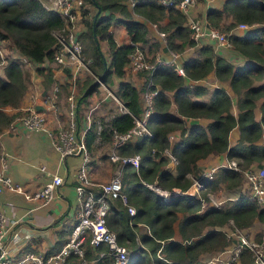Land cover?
Returning a JSON list of instances; mask_svg holds the SVG:
<instances>
[{
  "label": "trees",
  "instance_id": "16d2710c",
  "mask_svg": "<svg viewBox=\"0 0 264 264\" xmlns=\"http://www.w3.org/2000/svg\"><path fill=\"white\" fill-rule=\"evenodd\" d=\"M205 19L226 33L238 61L216 54L209 43L194 45L186 25L187 16L174 5L137 0L128 7L126 0H82L80 6L77 38L84 58L89 59L88 69L103 84L113 86L114 94L127 110L91 117L83 137L88 153L92 154L100 145L107 148L113 132L129 128L132 115L141 111L142 92L156 89L151 113L145 121L150 135L134 137L117 149L119 155L138 156L136 166L129 163L121 166L120 191L125 201L107 197L104 223L115 232L117 243L127 248L126 264H256L246 247L238 251L236 259L225 263L199 261V257L228 247L231 254L238 241L228 236L223 226L247 229L256 221L264 222V207L240 190L242 170L252 164H264V0H223L220 7H208ZM114 22L123 24L129 43L115 42L109 31ZM145 22L155 24L163 33L162 50L181 53L187 47L194 49L195 56L181 61L183 75L177 74L172 65L161 63L151 70L139 71L142 80L137 85L121 79L123 67L135 47L144 54L160 48L156 41L153 44L148 41ZM238 23L248 27L237 30ZM65 25L61 14L45 8L39 0H0V42L6 41L8 50L5 62L0 63V131L20 112L7 113L4 108L17 107L27 88L28 78L18 56L32 62L34 73L42 76L45 92L54 82L52 70L43 63L51 59L57 48L52 31L62 30ZM101 42L107 57L100 48ZM66 73L69 74L67 70ZM209 73L228 85L234 102L223 86L208 89L197 83ZM83 84L77 86V111L79 103L98 88L92 78ZM260 99L256 117L254 107ZM232 105L235 113L231 111ZM201 118L207 121L201 123L197 120ZM233 127L237 129V140L228 145V133ZM170 133L175 136L172 140L168 139ZM164 149L175 158L173 172L167 169ZM212 152H225L236 169L216 167L211 177L201 179L204 190L199 197L170 194L164 201L145 184L183 191L192 178L200 177L197 160ZM102 156L107 158L105 153ZM220 189L235 193L236 197L204 208L202 199L207 200L206 194ZM128 205L133 207L132 214L127 212ZM261 235L257 233L256 240ZM82 248V256L69 255L67 264H86L90 260L94 264H111L110 256L99 255L106 250L103 243L90 245L86 238Z\"/></svg>",
  "mask_w": 264,
  "mask_h": 264
},
{
  "label": "built area",
  "instance_id": "2783aa9c",
  "mask_svg": "<svg viewBox=\"0 0 264 264\" xmlns=\"http://www.w3.org/2000/svg\"><path fill=\"white\" fill-rule=\"evenodd\" d=\"M39 1L44 2H41L42 6L58 12L66 20L64 29L52 31L57 48L53 51L51 59L49 61L44 60L43 62L52 70L54 82L39 96V102L35 105L40 106V109H36L34 104H29L19 109L18 111L20 112L13 115L4 127L3 132L10 134L20 132L21 130L25 132H42L52 147L56 149L59 156L79 155L80 165L77 169L76 184L74 185L75 193L78 196V206L75 209V219L68 235L59 248L50 253H42L34 249H23V244L20 242L21 233L16 228L23 218L22 214L7 217L0 212V264H67V257L69 255L82 256V244L86 238L90 245H97L99 243L105 245V252L101 251L99 255L107 254L110 256L111 264H126L128 260L127 248L125 245L117 243L115 232L110 230L104 223V216L108 209L107 197H119L122 202L125 201L124 194L120 191L121 166L128 163L136 166L138 156L136 154L119 155L117 149L121 144L130 141L134 137L150 135L145 121L151 113L152 97L156 93V89H148L142 92L141 111L137 115H132V125L124 132H113L111 140L107 144V159L111 163L116 164L112 174L101 183L91 181L87 175L90 155L83 138L85 130L90 125L91 118L89 117V112L91 109L82 117H78L76 110L77 86L83 80L81 74L86 72L89 77H92L97 82L98 88L104 90L103 96L97 102L104 101L107 98V101L111 100L115 103L116 108L114 110L116 112H127V110L117 96L88 69L87 64L89 59L84 58L82 44L77 38V32L80 29L78 16L82 0ZM136 1L126 0V3L128 7H131ZM156 1L163 6L174 5L187 16L186 25L189 29V37L194 41V45L209 43L216 54H223L226 49L231 50V45L225 32L210 25L205 17L191 16L189 12L194 5V0ZM150 24L154 25L156 29L155 24ZM247 27L248 25L245 23H238L235 26L237 30H244ZM156 32L163 42L162 46H164L163 33L157 29ZM127 43H129V40ZM2 51V47H0V63L5 62L4 57L7 53ZM166 53L169 58L164 60L161 57L160 48L150 57L135 47L134 51L129 55L127 64L123 67V76L127 73H135L146 69L151 70L161 63L172 65L173 70L177 74L183 75L181 63L179 65L175 62L179 53L169 49H166ZM11 55L15 56L12 53ZM18 57L24 65L32 69V62L24 56L19 55ZM66 70L69 74L66 73ZM56 71L60 72L61 77L53 75ZM61 82L66 84L67 90L64 95L65 107L63 114L59 113L56 106V96ZM173 137V134H168L169 140H172ZM163 153L168 157L167 165H174L175 158L169 154L168 150L164 149ZM252 165L242 170L244 191L258 205L264 207V167H252ZM224 166L236 169L235 162L232 159L228 160ZM6 169L7 154L2 153L0 155V193L4 190L17 192L24 199L32 202V206L23 212L25 214L33 208L48 204L56 196L58 187L62 182L60 175L51 174L39 188L30 192L24 190L20 183L13 181ZM213 171L214 167L201 171L200 177L192 178L190 185L183 191L175 188L171 190L161 189L153 183L145 184L155 190L161 200L164 201L168 200L170 194H187L199 197L201 190H204L201 179L211 177ZM206 197L207 200L202 199V205L218 206L223 200H214L210 193L206 194ZM126 209L129 214H132L134 211L131 205H128ZM233 229V231H227V235L236 237L238 242L232 248L231 256L225 261H219V263L236 259L238 251L242 247H246L251 252L254 263L264 264V256L262 254L264 240L247 239L239 233L237 228ZM209 261L218 262L216 257L209 259Z\"/></svg>",
  "mask_w": 264,
  "mask_h": 264
},
{
  "label": "crops",
  "instance_id": "0c3cea01",
  "mask_svg": "<svg viewBox=\"0 0 264 264\" xmlns=\"http://www.w3.org/2000/svg\"><path fill=\"white\" fill-rule=\"evenodd\" d=\"M222 1L223 0H200L189 13L194 16L196 15L192 13H196L200 18L205 17L208 7H220ZM145 25L147 28L148 41L150 39L156 41L160 45L161 57L167 60L169 56L166 50H162L161 48L163 42L157 36L154 25L149 22H145ZM109 31L112 33L115 42L127 43L128 36L126 35L123 24L114 22L109 26ZM224 52L223 55L229 60L235 62L239 60L234 57L230 49H226ZM195 55L196 52L193 51L191 47H187L182 51L175 62L180 65L183 58ZM29 74V83L19 105L17 107L6 106L4 108L5 112L14 113L29 104L35 105L39 102V96L44 93L42 76L35 74L33 68L29 69ZM53 75L61 77L59 71H56ZM197 83L206 86L208 89L216 86H223L229 94L231 102H234V95L229 90L228 85L223 82H218L212 73L199 79ZM63 84L65 83H60L61 93L58 97L57 104L60 103L62 99L64 100L63 90L66 89V84ZM107 100L106 98L104 101L108 102ZM260 101L261 99L257 100L256 106L254 107L256 117L259 116L257 105ZM110 110H108L107 113H109ZM231 111L235 113L236 109L234 105H232ZM59 113L63 114V109H61ZM111 113H116V110L111 111ZM197 120L201 123L207 121L203 118ZM3 130L4 128L0 131V155L2 153L7 154V173L13 181L20 183L24 190L31 192L39 188L51 174H58L62 178L56 196L51 199L48 204L33 208L26 214L23 212L32 206V202L27 201L17 192L4 190L0 193L1 213L7 217L22 214L23 218L16 228L21 233L20 242L23 244V249H34L42 253L55 251L63 243L75 219L78 196L75 193L74 185L76 184L77 169L80 165V156H59L56 149L52 147L49 140L42 132H25L21 130L20 132L10 134L4 133ZM236 140L237 129L233 127L228 133V145L234 144ZM89 155L88 177L91 181L96 183L105 181L113 164L106 159L105 156H102L104 155L103 152L96 154V151L93 150L92 154L89 153ZM227 161L228 159L226 158L225 152H212L206 157L198 159L197 165L200 167L201 171L210 167H214L215 170L216 167L225 165ZM252 167L258 166L253 164ZM262 167H264V164ZM167 169L173 172L174 165H167ZM240 190L245 193L243 183ZM221 195V199L223 200L228 197H236L235 193H228L226 190H224ZM203 207L205 208L207 205L203 204ZM254 223L260 222L256 221ZM260 224L263 225L262 229L264 230V222ZM174 230H176V223L174 224ZM262 235H264V233H262ZM230 250L231 248L228 247L223 251H215L217 255L214 257L217 258L218 262L225 261L232 254V252L230 254ZM86 264H94V261H87Z\"/></svg>",
  "mask_w": 264,
  "mask_h": 264
},
{
  "label": "rangeland",
  "instance_id": "374dc122",
  "mask_svg": "<svg viewBox=\"0 0 264 264\" xmlns=\"http://www.w3.org/2000/svg\"><path fill=\"white\" fill-rule=\"evenodd\" d=\"M197 2H199V0H194V5H193L192 9L195 7V5H197ZM42 3H44V2H42ZM192 14H195L196 17H198V15L196 13H192ZM191 16H194V15H191ZM220 31H223V30H220ZM149 41H150L151 44H153V42H155V41H153L151 39ZM0 44H1L0 47H2V50L4 51V53L7 52L8 51L6 49L7 48V42L3 40L2 42H0ZM100 48L105 53L104 54L105 57H107V50H106V47L103 44V42H101ZM158 50H159V46H157L155 48V50H154V48H152L151 51H153V52L151 54H149L151 51H146L145 54L147 56H150L151 57L152 54L154 52L158 51ZM192 50H194V49L192 48ZM177 53L181 54L182 52L181 53L180 52H177ZM6 55H7V53H6ZM22 69H23L24 73L26 74V77L28 78L26 80L27 86H28V83H29V75H30L29 74V68L26 65H24V67H22ZM81 76H83V80H82V82H81L80 85H82L83 83L84 84H87L88 80H90L92 78V77H89L86 72L82 73ZM121 79L129 80L132 83H134L135 85H137L138 83H140L141 80H142L141 79L140 72L127 73ZM117 80H119V79H115V81H117ZM107 87L114 93L113 86H107ZM66 92H67V90L64 89L63 90V93H64L63 95H65ZM60 93H61V89L59 87V90H58V93H57V96H56V106H58V107H61L62 106L63 108L62 107L61 108H58L57 107L58 108V111H61V109H64V107H65V104H64V100L63 99H62V101L60 103L57 104V100H58V97L60 96ZM32 94H33V92H32ZM103 94H104V90L103 89H100V88H97V91L96 92H94L92 95H89L83 101H81L79 103L78 111H77L78 117L84 116L87 112H89L90 109H91V111L89 112V114H90L89 117L90 118L92 116H94L95 118L96 117H100V116L103 117V116H105L107 114L108 110L111 109L110 111H113L116 108V105H115V103L113 101L109 100L108 102H106V101H99V102H97L99 100V98L101 96H103ZM100 152H104L107 155L108 150H107V148L105 146L100 145L99 148L96 149V154H99ZM115 166H116V164H113L112 165V167L110 169V172H109L107 178L112 174ZM242 183H243V181H242ZM223 191H224V189H220V190L216 191L215 193H210V194H211V196H212V198L214 200H218V199H221L222 198V195L221 194L223 193ZM262 228H263V225L262 224H260V223H253L247 229H238V228L237 229H238V231H239L240 234H242V235L245 236V238L252 239V240H256V234L257 233H264V230ZM223 229L226 230V231H228V232L234 230L233 227L231 228V225L230 224H227L226 226H223ZM261 237L262 238H260L259 240H261V239L264 240V238H263L262 235H261ZM259 240H256V241H259ZM262 254L264 256V246H263ZM216 255L217 254H215V252H206L204 255H200L199 261H207V260L211 259L212 257H214Z\"/></svg>",
  "mask_w": 264,
  "mask_h": 264
},
{
  "label": "water",
  "instance_id": "95a60500",
  "mask_svg": "<svg viewBox=\"0 0 264 264\" xmlns=\"http://www.w3.org/2000/svg\"><path fill=\"white\" fill-rule=\"evenodd\" d=\"M97 12H98V9H96V10H95V12H94V15H96V14H97ZM35 108H36V109H40V106H38V105H35Z\"/></svg>",
  "mask_w": 264,
  "mask_h": 264
},
{
  "label": "clouds",
  "instance_id": "9594fccd",
  "mask_svg": "<svg viewBox=\"0 0 264 264\" xmlns=\"http://www.w3.org/2000/svg\"><path fill=\"white\" fill-rule=\"evenodd\" d=\"M231 160V159H230Z\"/></svg>",
  "mask_w": 264,
  "mask_h": 264
}]
</instances>
